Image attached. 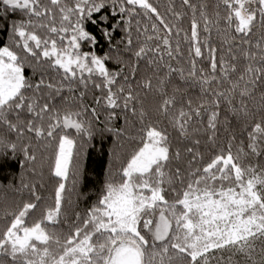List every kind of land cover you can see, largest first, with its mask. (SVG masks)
<instances>
[{
	"label": "snow or ice",
	"instance_id": "obj_1",
	"mask_svg": "<svg viewBox=\"0 0 264 264\" xmlns=\"http://www.w3.org/2000/svg\"><path fill=\"white\" fill-rule=\"evenodd\" d=\"M0 31V264H264V0H0Z\"/></svg>",
	"mask_w": 264,
	"mask_h": 264
},
{
	"label": "trees",
	"instance_id": "obj_2",
	"mask_svg": "<svg viewBox=\"0 0 264 264\" xmlns=\"http://www.w3.org/2000/svg\"><path fill=\"white\" fill-rule=\"evenodd\" d=\"M119 36V33H117ZM7 33L6 31H0V41H6ZM107 44L101 41L97 46V51L100 49H106ZM92 147L85 156L84 163L88 172V182L84 188L85 191L95 192L99 188V181L103 180L104 170L108 167V148L111 145V138L109 134H106L103 141H101L98 136L93 142ZM101 145L103 147H101ZM46 171V170H45ZM22 169L17 160L8 158L7 163L3 167H0V208L3 206V198L8 196L9 199L12 198L11 189H8L6 186L12 184L14 186L19 185L20 175ZM29 179H31L30 173H25ZM50 187V186H49ZM44 195L47 196V189L44 191ZM75 199V196H73ZM92 199H95L93 196ZM85 205L81 202V208ZM0 216H2V211H0ZM32 217L28 218V223H31ZM2 223V221H0Z\"/></svg>",
	"mask_w": 264,
	"mask_h": 264
}]
</instances>
